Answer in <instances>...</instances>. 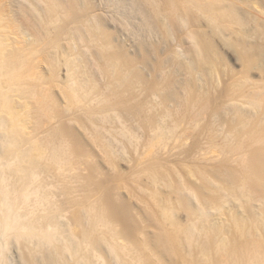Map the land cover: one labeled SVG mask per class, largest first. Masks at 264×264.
<instances>
[{"label": "bare ground", "instance_id": "1", "mask_svg": "<svg viewBox=\"0 0 264 264\" xmlns=\"http://www.w3.org/2000/svg\"><path fill=\"white\" fill-rule=\"evenodd\" d=\"M129 2L139 16L132 27L139 38V64L109 52L116 48L113 35L89 0H82L81 10L74 0H0V264H6L10 245L17 247L22 264H264V84L244 95L246 71L264 50L263 38L261 44H237L245 69L229 97L244 101L228 113L238 128L210 130L208 142L217 136L219 148L209 173L187 170L200 180L197 185L180 178L197 203L192 207L190 199H177L187 212L185 224L158 198L156 187L165 174L156 167L147 170L152 188L147 196H136L142 204L136 214L115 190L78 173L86 157L83 140L71 134L59 116L62 110L86 118L89 127L79 117L78 125L94 128L93 144L105 156L115 154L111 144L101 143L98 128L115 125L136 148L138 137L127 128L142 117L139 128H149L152 138L146 150L167 151L185 136L174 115L197 119L211 111L210 89L200 78L214 86L220 59L211 38L197 29L198 34L189 31L195 56L185 68L159 55L147 40L160 27L169 37L178 24L189 30L199 16L212 33L233 40L231 33L246 22L228 0ZM120 17L121 27L131 28L130 16ZM60 64L65 67L61 79ZM182 70L188 81L179 76ZM152 99L162 109L157 117L149 114ZM94 191L98 194L90 200ZM231 202L236 206L229 207ZM211 210L222 211L219 223L203 222ZM139 223L153 232L141 231Z\"/></svg>", "mask_w": 264, "mask_h": 264}, {"label": "rangeland", "instance_id": "2", "mask_svg": "<svg viewBox=\"0 0 264 264\" xmlns=\"http://www.w3.org/2000/svg\"><path fill=\"white\" fill-rule=\"evenodd\" d=\"M32 1L36 2V0ZM74 1L79 10L84 8L82 0ZM89 1L91 6L95 8L94 10L97 11L99 17L103 20L102 22L105 23V28L113 35L112 43L116 48L112 50L110 49L109 52L121 54L128 58H137L136 60L134 59L136 62L133 61V63H138L137 60L139 59V55L136 46L139 42L137 39L139 38L136 36L137 33L132 27L138 25L137 19H139V16L135 15L136 8L130 4V0ZM108 1L111 2L109 5ZM23 2L24 3L22 4L25 6L28 4L27 2L25 3V1ZM228 2H232L231 4L235 6L239 15L246 21L242 26H237L238 28L235 26L237 29H235L233 33L234 35L231 33V38L233 40L212 33L210 31V26L203 16H199V19L197 20L194 19V25L189 28V30L187 27L178 24L175 27L177 30L172 37L167 36L165 30L160 27L157 29L156 36H151V40L146 39L148 43L153 44L158 49L157 52H159V55L164 56L165 54L166 56L167 54L172 61H175V63L185 68L192 62L194 58L193 56H195L194 41L191 39L189 31H195L197 29L200 31L199 35H205L204 37L208 40L211 38L209 41L215 46V51L219 55L220 64L216 67V73L218 76L217 82L214 83V86H210L205 82L208 79L203 81V78H200V80L202 79L200 82H203L200 84H202L204 88L209 86L207 89H210L209 92L211 100L213 101L210 105L211 111H208L197 119L193 118L189 113H186L187 115H181L180 117L179 115H174L175 120L180 119L177 129L178 132L182 131L185 133L184 139L180 143L175 144L176 146L171 145L167 151H161V146H156L155 154L149 153L146 149L152 141V138L149 128H139L140 123H142L144 119V117H142L139 122L135 121L134 124H131L133 128H127V130L131 132V136L138 137L136 148L133 147L134 145L127 142L125 137H122L120 128H117L115 125L106 124L105 127L107 128H98V130L104 135V137H98L101 143L111 144V150H113L115 154L114 156L108 157L104 155L99 146L93 144L91 132H93L94 128H80V125H78L77 117L80 118L85 126L87 125V127H89V123L84 116H73L69 112H66V114L63 112L64 110H62V114H59L60 117L64 116V118L61 119L70 127L71 134L74 136L76 135L75 137L83 140V149L86 157L83 161L81 160L82 162L79 166L78 173L81 177L91 175L94 177L95 181L103 182L113 191L115 190L114 193L117 194L116 196L118 198L125 202L128 201L132 203L134 210L132 209L133 211L131 212L134 214H136V212L142 207V204L138 202L136 196H147L152 188L150 179L147 176V170L156 167L165 174V180L159 182L156 187L158 198L161 199V202L164 205L174 207L176 219L180 224H185L188 218L187 212H185L180 206H177V199L180 198V196L187 199L186 201L190 199L191 201L188 202L192 204V207L196 206L197 203L195 199L183 189L181 180L189 185H197L200 180L197 179L196 175H189L188 172L190 170L201 169L209 173V168H211L210 166L212 165L211 160H214L217 157V153H215L216 151L214 150L219 148L217 144L219 142L217 136L214 137L213 144L208 142L210 141V130L219 128H238L236 124L230 122L232 118L228 113V110L231 111L230 108H232L233 105L237 104L241 106L244 101V98L239 95L229 97V89L245 69L240 59L241 47H238L237 44L239 43L242 46L244 42L250 45L257 44V42L259 44L264 42V36L259 34L262 31L264 32V0H228ZM44 5L42 2L39 4L40 8H44ZM107 6L111 8H108ZM113 6H115V9ZM27 7H29V5H27ZM127 15L130 16L128 19L133 25L131 28L126 29L122 28L123 26L121 27L120 25V22L123 19H121L120 16L125 17ZM91 23L92 22H90V25ZM258 25L261 27H258ZM197 30L194 33H197ZM52 32V35H54V29ZM258 34L261 38H259L260 36H258ZM190 52L191 54H189ZM188 59L190 61H188ZM251 60V66H249L246 71L248 79L247 89L244 94L246 96L250 93L252 87L262 86L264 84V50L261 54H256L252 57ZM41 71L47 74L44 65L42 66ZM144 72L146 73V71ZM64 73L65 67L60 64L58 71L60 79L63 78ZM184 73L185 72L182 70L179 74L183 82L190 79L189 74ZM53 92L58 104L61 105V107L64 106L63 99L58 90L53 88ZM220 93L221 95H219ZM231 98H233V100H231ZM144 101L145 100H143V102ZM151 103L152 105L149 114H152L153 117H157L156 114L159 113L157 115H160V112L162 111L157 104L159 101L152 99ZM57 107L58 110L61 111V108H59V106ZM173 110H175L174 107H172V111ZM216 115H218V117ZM216 118L217 122L215 123ZM167 122H169V120ZM221 122H224V125L221 124ZM127 125L129 126V124ZM43 129L47 130V128ZM98 130L97 132H99ZM104 138H106V140H104ZM106 141L108 143H105ZM210 145L213 146L212 149L210 148ZM132 192L134 197L131 195ZM97 194L96 191L91 192L89 197L90 200L95 199ZM232 205L236 206L235 202H231L229 207ZM254 205L257 207V204ZM227 208L224 209L223 213H225ZM210 212L208 213V216L210 215L208 217L209 219H203V222L207 221L209 225L211 223H219L222 211L213 210L211 213ZM140 226L141 231L146 228L144 223H139L138 227ZM143 232L150 233L153 232V229L146 228ZM17 252L18 249L15 245H10L8 247L6 251V264H22Z\"/></svg>", "mask_w": 264, "mask_h": 264}]
</instances>
